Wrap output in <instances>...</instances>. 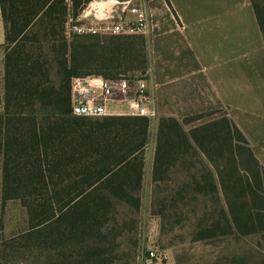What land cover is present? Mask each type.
<instances>
[{
  "label": "trees",
  "instance_id": "obj_1",
  "mask_svg": "<svg viewBox=\"0 0 264 264\" xmlns=\"http://www.w3.org/2000/svg\"><path fill=\"white\" fill-rule=\"evenodd\" d=\"M251 3L264 39V0ZM0 7L2 200H18L29 220L4 249L65 248L68 260L61 264H116L125 231L114 225L121 208L140 206L152 119L75 115L72 78H119L134 63L148 70L146 37L76 35L69 41L65 0H0ZM217 113L158 118L154 192H165L158 183L177 165L186 171L201 165L203 171L188 173L189 182L171 198L173 209L188 208L193 217L204 212L194 239L264 235V165L246 135L227 115L186 129Z\"/></svg>",
  "mask_w": 264,
  "mask_h": 264
},
{
  "label": "crops",
  "instance_id": "obj_2",
  "mask_svg": "<svg viewBox=\"0 0 264 264\" xmlns=\"http://www.w3.org/2000/svg\"><path fill=\"white\" fill-rule=\"evenodd\" d=\"M147 7L157 115L223 113L264 165V39L251 0H148ZM4 42L0 7L1 81Z\"/></svg>",
  "mask_w": 264,
  "mask_h": 264
},
{
  "label": "rangeland",
  "instance_id": "obj_3",
  "mask_svg": "<svg viewBox=\"0 0 264 264\" xmlns=\"http://www.w3.org/2000/svg\"><path fill=\"white\" fill-rule=\"evenodd\" d=\"M108 37H101L106 40ZM146 51L149 54V38L146 37ZM103 58V53H100ZM98 57L101 56L98 54ZM143 70L138 63L129 70H122L115 77L144 75L149 72ZM1 63V61H0ZM97 62V66H101ZM0 72V76H1ZM103 77L102 75H90ZM4 77L0 79V111L3 109ZM113 108L126 109L125 104H114ZM223 113L207 116L203 119L186 125V129L201 125L213 120ZM152 119L151 137L145 148V174L140 190L141 203L139 208L124 206L120 209L119 221L114 225L118 230H124L125 234L117 242L119 256L116 264H158L148 261L149 250L158 248L166 258L163 264H263L264 260V235L237 236L229 235L212 240H195V224L203 223L204 212L197 217L188 214V208L172 207L176 198V192L189 182V174L203 171L204 167L196 165L183 169L177 165L172 169L165 181L158 184L165 190L161 194L154 192L155 183L152 181V164L155 156L157 123ZM189 173V174H188ZM168 178V180H167ZM158 198V199H157ZM162 198V199H161ZM164 199H166L164 201ZM171 200V201H170ZM182 205V202H179ZM189 208H193L189 205ZM161 212H164L161 215ZM210 217V216H209ZM208 218V216H206ZM29 227L26 208L18 200H2V162L0 157V264H53L67 262L65 248L54 251H38L29 249H4V241L16 237ZM122 228V229H121ZM60 252L61 258L57 255ZM60 258V260H59Z\"/></svg>",
  "mask_w": 264,
  "mask_h": 264
},
{
  "label": "built area",
  "instance_id": "obj_4",
  "mask_svg": "<svg viewBox=\"0 0 264 264\" xmlns=\"http://www.w3.org/2000/svg\"><path fill=\"white\" fill-rule=\"evenodd\" d=\"M78 11L75 12L76 3ZM148 0H65L67 17L64 35H141L151 31ZM148 73L119 78L97 76L73 77L72 110L75 115L101 117L107 115H139L156 118V99L150 88ZM125 104L126 109L113 108ZM166 256L158 249L149 250L148 261L163 264Z\"/></svg>",
  "mask_w": 264,
  "mask_h": 264
}]
</instances>
